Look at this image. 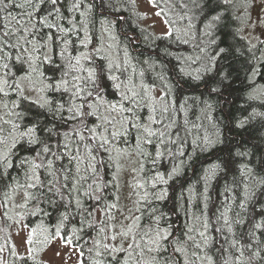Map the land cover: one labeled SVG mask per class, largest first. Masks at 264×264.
<instances>
[{"label":"snow or ice","instance_id":"1","mask_svg":"<svg viewBox=\"0 0 264 264\" xmlns=\"http://www.w3.org/2000/svg\"><path fill=\"white\" fill-rule=\"evenodd\" d=\"M149 3L159 9L156 16L164 15L157 0ZM231 4L232 0H220L218 7L223 11L206 19L202 35H214ZM11 9L17 10L15 15ZM93 9L94 3L89 0H70L67 4L65 0H0V185L5 190L0 201V218L12 219L10 211L18 217L17 223L25 216H48L44 205L58 212L57 224L51 229L42 221L31 228L24 225L26 235L21 238L24 254L20 256L15 245L12 254L22 264L27 260L35 264L38 251L59 241L76 255L77 264H85L81 259L83 240L85 244L91 242L88 252L95 257L92 264H216L209 255L214 240L210 232L215 224L218 225L215 231L236 253L222 264H264V240L256 237L257 229L264 230V219L251 225L245 244L235 239L234 233V225L244 223L236 209L246 213L257 193L264 194V169L257 171L250 161L237 166L232 184L225 189L230 195L224 197L225 202L217 209L214 220L207 215L208 182L227 167V162L223 165L214 162L204 170L203 192L187 190L188 204L199 199L203 207L191 213L184 208L187 220L182 229H174L169 214L156 206L167 198L169 181L180 174L188 144L207 150L223 141L216 133L201 134L202 125L188 120L186 101L177 107L168 99L170 88L163 69L156 72L158 63L143 62L148 70L156 72L155 80L149 84L144 80L145 71L137 72L126 49L122 53L117 50L115 57L105 51L112 45L105 42L104 34L110 40L116 39L111 33L114 27L111 20L102 21L106 27L102 28L99 42L89 48L92 45L89 17ZM65 11L69 15L65 16ZM187 20L191 29L192 18ZM62 22L69 27L65 28ZM163 23L166 28L161 38L176 36L171 21L166 18ZM243 23L253 28L256 23L264 26V20ZM236 31L239 33L243 28ZM73 35L83 51L72 46L69 37ZM176 39L181 42L178 36ZM257 40L253 44L248 39V51L253 62L264 63L261 47L264 40ZM209 43L216 42L213 39ZM200 51L205 52L206 48ZM225 51L220 48L202 68L192 71L187 65L191 58L178 57L183 63L177 71L182 76L201 80ZM54 56L59 57L58 67L62 71L59 77L49 78L41 66L53 64ZM97 57L101 60L99 64L95 63ZM200 61L201 57H196L195 62ZM221 75L220 83H223L227 75ZM106 81H111V87L119 94L118 100L105 96ZM157 81L161 87L159 95L154 96ZM209 91L219 93L218 88ZM50 93L59 94V99ZM10 94L15 99H7ZM25 101L51 113L63 130L56 124L47 128H38L35 123L22 126L23 113L19 109ZM144 111L148 113L146 119L142 116ZM244 123L238 126L243 127ZM41 131L47 133L46 138L38 134ZM130 133L134 135L133 145L128 142ZM53 137L58 138L55 145L50 142ZM21 141L36 145L39 150L21 158L17 165L13 157ZM248 155L247 151L236 152L241 158ZM165 160L170 167L161 171L159 165ZM14 166L19 173L16 177L9 171ZM125 173L132 177L127 184V197L123 196ZM236 189L242 192L239 203L234 199ZM17 196L21 200L19 204L15 203ZM122 199L129 200L131 207L122 204ZM179 199H185V192H181ZM261 210L264 211V206ZM171 211H179V207ZM176 231L180 232L179 236L175 235ZM88 233L94 234L84 240ZM3 251L0 247V253ZM0 264L6 262L0 260Z\"/></svg>","mask_w":264,"mask_h":264},{"label":"trees","instance_id":"2","mask_svg":"<svg viewBox=\"0 0 264 264\" xmlns=\"http://www.w3.org/2000/svg\"><path fill=\"white\" fill-rule=\"evenodd\" d=\"M65 2L67 4L70 0H65ZM89 2L94 3L93 12L89 17V33L92 37V45H89V48L99 42L98 38L105 26L102 25V21L105 18L111 20L114 24L112 30L121 53L124 49L128 51L137 72L145 71L144 80L151 84L156 78V72L163 69L170 88L168 99L174 101L177 107L186 101L188 120L202 125L201 134L205 131L209 135L216 133L223 141V143L216 144L215 147L207 150L194 148L188 144L185 149L186 155L183 158L185 163L180 174L169 181L167 198L156 205L169 214L174 229H182L187 220L184 208L187 207L191 213L193 210L199 212L203 207L199 199H193L192 204H188L187 190L191 188L197 193L203 192L205 187L202 179L205 175L204 170L214 162L222 165L227 162V167L223 168L214 180L208 182L207 195L210 200L208 201L207 215L214 220L217 209L221 208L225 202L224 197L230 195L225 189L232 184V178L237 174V166L250 161L251 166L257 171L264 169V97H256L252 91L257 84L264 85V63L259 60L253 62L252 55L248 51V39H244L245 36L236 31L244 24V13L240 10L248 4L247 0H232L231 6L225 12L221 26L215 30L211 37L202 35L201 30L207 18L215 15L218 11H223L221 7H218L220 0H157L159 8L164 9V15H162L164 19L170 20L171 27L177 30L176 36L172 38H161L162 34H157L145 26L134 0H89ZM181 4L186 7H181ZM197 4L200 7H197ZM11 11L16 14L17 10L11 9ZM64 14L65 16L69 15L67 11ZM182 16L186 18L180 19ZM187 17L192 18L193 27L191 29L188 27ZM77 19L80 18L77 17ZM62 23L65 28L69 27L66 22ZM177 36L181 42H177ZM81 38H83L82 35ZM69 39L77 51L84 50L79 48V40L76 36H70ZM213 39L216 42L215 45L209 43ZM183 40H187L188 43H183ZM53 48H56L55 44H53ZM201 48H206V51L201 52ZM220 48H224L226 51L217 57L213 70L204 74L201 80L178 73L177 69L183 63L178 60V57L185 58V60L190 57L191 60H187V65L190 66L188 70L192 71L197 67L202 68ZM72 54L75 55L76 51H73ZM198 56L201 57V61L195 62ZM53 59V64L41 66V70L49 78L59 77L62 71L58 67L59 57L54 56ZM144 61L158 63L159 67L156 72L148 70ZM95 63H101L99 57L96 58ZM17 69L13 70L17 71ZM253 69L256 70L255 79H253ZM19 74L17 72V75ZM221 74L227 75V79H224L223 83H220L223 78ZM157 86L161 87L159 81H157ZM211 88H218L219 93L210 92ZM104 93L107 99L119 96L116 90L111 87V81L105 82ZM50 95L59 99V94L50 93ZM7 99H15V96L10 94ZM19 111L23 113V118L20 121L22 126L35 123L38 128H47L56 124L63 130V126L53 118L51 113L28 101L23 103ZM181 119H183L182 114ZM242 121L245 123L243 127H239L238 125ZM38 134L41 138L47 136V133L42 131ZM57 139V137H53L50 142L55 145ZM128 142L129 145L134 144L132 133L129 134ZM38 150V146L21 141L15 149L14 164L18 165L21 158L32 156ZM237 151H247L249 155L241 158L236 156ZM159 167L161 171H164L170 167V164L165 160L160 163ZM9 171L12 177L19 174L16 166ZM104 171L109 173L110 170L105 169ZM105 178L110 179V175H106ZM4 191L3 186L0 185V201L3 200ZM181 192H185L183 200L179 199ZM241 197V190L236 189L234 199L237 203ZM262 206H264V194L258 192L248 204L246 213L236 209L241 212L244 219L243 224L234 225L235 239L239 240L241 244L248 242L247 234L251 230V225L264 219ZM177 207H179V211H171ZM44 208L49 212L48 216H25L23 218L25 223L29 227H33L42 221L48 228H53L57 224L58 212L47 205H44ZM97 215L99 216V213ZM9 216H11V211ZM11 223L12 219L0 218V247L5 252L1 254L0 260H4L6 264H22L17 255L12 254L14 244ZM217 226L214 224L210 232L214 240L209 248V255L214 258L216 264H222L224 259L231 260L236 253L234 249L229 248L222 235L215 231ZM92 234L94 233L84 235V240H88ZM175 235L179 236L180 232L176 231ZM224 235L228 234L224 233ZM256 237L259 240H264V230L257 229ZM232 238L229 236V239ZM80 244L84 251V256L81 259L85 264H92L95 257L94 254L88 252V248L92 246L91 242L85 244L82 240ZM169 251L171 250L169 249ZM18 254L23 256L21 253ZM245 255L247 256V252ZM41 262L48 264L44 259L36 256L35 264H41ZM26 264H34V262L27 260Z\"/></svg>","mask_w":264,"mask_h":264},{"label":"rangeland","instance_id":"3","mask_svg":"<svg viewBox=\"0 0 264 264\" xmlns=\"http://www.w3.org/2000/svg\"><path fill=\"white\" fill-rule=\"evenodd\" d=\"M134 1L141 14L142 23L145 26H147L149 29L153 30L155 33L162 34L166 26L163 23L164 17L163 16L158 17L155 15L156 11L159 9L153 7V5L149 3V0H134ZM247 2L248 4L245 6V8H242L240 10L241 12L244 13L245 21L257 22L258 20H264V0H247ZM104 27H106V25ZM241 28H243V31H241V33L248 39H251V42L253 44H256L258 42L257 38L259 40H264V26L260 25L259 23H256V26L254 28L246 26L245 24H243ZM111 33L112 35H114L112 29H111ZM104 39L107 44L112 45L111 49L106 48L105 51L109 52L113 57H115L117 54V50L120 51L116 39L114 41L110 40L108 38L107 33L104 34ZM261 47L264 48V46ZM253 79H255V75L253 76ZM159 89L160 87L157 86V91L153 93L154 96L159 95ZM253 94H255V96L259 98L264 97V85L257 84L253 89ZM118 99L119 96L117 98L109 99V100H118ZM147 115L148 113L147 111H145L142 116L143 118L146 119ZM131 179L132 177L128 173H125L122 177V183L124 184V188H123L124 197H127V194L129 192L127 184L128 182L131 181ZM20 202L21 200L19 196H17L15 198V203L19 204ZM122 204L131 207V203L127 199H122ZM16 211H19V209H16ZM11 217H12L11 230H12L13 244L16 246V251L18 253L24 254V248L21 246V238L26 235V232L23 229H24V225L27 224L25 223L24 219L21 221V223H17L16 221L18 217L12 211H11ZM57 252H60V255H56ZM3 253L5 252L3 251L2 253H0V258H1V254ZM36 256L41 257L48 264H77L76 255H73L69 248L63 247L59 241L54 242L43 251H38L36 253Z\"/></svg>","mask_w":264,"mask_h":264},{"label":"bare ground","instance_id":"4","mask_svg":"<svg viewBox=\"0 0 264 264\" xmlns=\"http://www.w3.org/2000/svg\"><path fill=\"white\" fill-rule=\"evenodd\" d=\"M254 88H255V87H254ZM254 88H253V89H254ZM252 91H253V90H252Z\"/></svg>","mask_w":264,"mask_h":264}]
</instances>
